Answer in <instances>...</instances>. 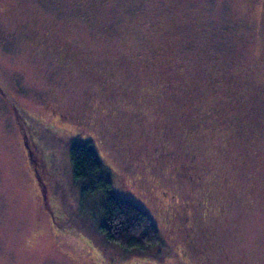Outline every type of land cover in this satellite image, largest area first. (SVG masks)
<instances>
[{
	"label": "rangeland",
	"instance_id": "obj_1",
	"mask_svg": "<svg viewBox=\"0 0 264 264\" xmlns=\"http://www.w3.org/2000/svg\"><path fill=\"white\" fill-rule=\"evenodd\" d=\"M0 86V264H179L188 233L195 264H264V0H0ZM12 102L49 140L48 205ZM75 137L163 249L103 238Z\"/></svg>",
	"mask_w": 264,
	"mask_h": 264
},
{
	"label": "trees",
	"instance_id": "obj_2",
	"mask_svg": "<svg viewBox=\"0 0 264 264\" xmlns=\"http://www.w3.org/2000/svg\"><path fill=\"white\" fill-rule=\"evenodd\" d=\"M12 104L20 108L26 120L33 119L25 109L13 102ZM36 144L44 156L45 145L49 144V140L42 141L39 137ZM69 149L73 178L81 184L82 194L90 195L101 191L105 195L99 223L103 238L126 250L137 249L144 253L150 248L160 247V233L150 216L130 200L110 192V169L102 162L92 141L75 137L70 141ZM44 159L49 166L47 171L43 169L46 178L52 174L50 168L53 165L45 156ZM45 181L47 182L46 179ZM49 190L50 185H47L45 205H48Z\"/></svg>",
	"mask_w": 264,
	"mask_h": 264
},
{
	"label": "flooded vegetation",
	"instance_id": "obj_3",
	"mask_svg": "<svg viewBox=\"0 0 264 264\" xmlns=\"http://www.w3.org/2000/svg\"><path fill=\"white\" fill-rule=\"evenodd\" d=\"M0 92L5 96H7L6 92L1 88V86H0ZM11 105L15 114V123L18 129L17 131L21 138L22 146L24 148L27 163L31 169L32 177L36 183L37 188L40 190L41 195H46L47 185L45 184L46 181L44 177L46 175L43 174V169H42L45 159L44 156L40 153V149L38 148L36 144V139L34 138L33 135L36 129L31 121H28L23 117L20 108L15 107L12 103ZM51 113L53 114L52 115L53 121L57 122L59 127L64 128V126H66L69 123V120L66 119L67 114L61 112L54 104H52ZM168 205L173 208L172 202H169ZM190 209L192 208H188L187 210L190 211ZM189 213L190 215L187 216L186 218L187 224L190 223V217L192 218V213L191 212ZM183 241H184L183 243H178L177 252H173V251L171 252V249H168V253L173 254L178 260L179 264H195L190 257V252L194 251V245H193L194 242H193L192 234L188 233L187 236L183 239ZM165 245L166 243L164 242L163 238H161L160 248L163 249Z\"/></svg>",
	"mask_w": 264,
	"mask_h": 264
}]
</instances>
